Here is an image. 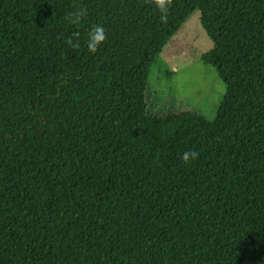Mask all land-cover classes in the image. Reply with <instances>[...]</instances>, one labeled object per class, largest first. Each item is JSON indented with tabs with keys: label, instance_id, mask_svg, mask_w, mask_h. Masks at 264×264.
<instances>
[{
	"label": "trees",
	"instance_id": "16d2710c",
	"mask_svg": "<svg viewBox=\"0 0 264 264\" xmlns=\"http://www.w3.org/2000/svg\"><path fill=\"white\" fill-rule=\"evenodd\" d=\"M196 11L227 96L151 116ZM0 264H264V0H0Z\"/></svg>",
	"mask_w": 264,
	"mask_h": 264
},
{
	"label": "rangeland",
	"instance_id": "374dc122",
	"mask_svg": "<svg viewBox=\"0 0 264 264\" xmlns=\"http://www.w3.org/2000/svg\"><path fill=\"white\" fill-rule=\"evenodd\" d=\"M212 51L196 11L164 46L148 76L149 115L197 113L215 120L228 90L219 71L205 62Z\"/></svg>",
	"mask_w": 264,
	"mask_h": 264
},
{
	"label": "clouds",
	"instance_id": "9594fccd",
	"mask_svg": "<svg viewBox=\"0 0 264 264\" xmlns=\"http://www.w3.org/2000/svg\"><path fill=\"white\" fill-rule=\"evenodd\" d=\"M78 19V16H77ZM90 39L88 41L89 51H95L97 45L104 39V30L102 28H94L89 34ZM196 154L194 152L183 153L181 159L187 163L190 159H195Z\"/></svg>",
	"mask_w": 264,
	"mask_h": 264
}]
</instances>
